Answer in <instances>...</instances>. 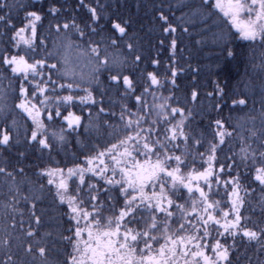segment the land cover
Returning a JSON list of instances; mask_svg holds the SVG:
<instances>
[{
	"label": "snow or ice",
	"instance_id": "snow-or-ice-1",
	"mask_svg": "<svg viewBox=\"0 0 264 264\" xmlns=\"http://www.w3.org/2000/svg\"><path fill=\"white\" fill-rule=\"evenodd\" d=\"M78 5L87 10V21L78 22L75 16L59 19L62 9L55 4L42 13L35 5L30 7L19 0H0V39L5 44L0 49V68L7 73L0 77V84L8 80L2 92L5 102L0 104V147L6 150L23 138L41 155L45 150L51 153L52 141L65 142L63 127L59 132L49 129V124L63 115L61 107L67 111L77 100L80 105H97L93 93L80 87L83 77L77 78L69 71L66 56L58 68L60 48L65 52L78 50L94 65L91 80H97L101 72L108 73L110 85L118 91L123 89L121 99L130 101L119 105V113L105 112L103 99L99 101L97 111L105 118L104 127L111 129L110 139L103 150L85 156L87 166L77 164L66 172L63 168L42 167L37 173L41 180L47 178V184L55 186L54 199L64 209L62 216L53 217L50 222L57 229L63 222L69 226L55 234L41 233L44 224L35 212L44 193L41 183L40 195L24 197L32 208L28 229L24 231L31 243L24 252L32 259L19 264H242V259L252 264L246 251L239 252L237 240L246 239L249 245L254 242L257 251L264 253V111L259 129L255 128V117L249 118L253 127L247 129L239 123L226 127L224 119L213 117L208 124L213 129L210 140L195 133L190 135L186 128L192 110L175 96L176 79L183 71L174 59L177 39L172 38L169 45L172 55L165 77L161 79L158 71L161 61L151 59L154 70L145 68L144 83L140 84L131 73L118 70L129 58L136 68L145 60L130 40L125 56L115 57L109 52V48H117L128 37L131 22L113 17L106 20L101 15L105 5L99 0H78ZM200 7L218 9L230 18L241 39L259 41L264 49V0H215L214 5L212 0H201ZM20 11L24 15L17 22L15 16ZM46 16L55 19V23H49L47 35L41 31ZM158 19L166 36L177 31L162 7L158 8ZM188 31V27H183L184 33ZM53 34L56 39H52ZM159 46L164 47L163 39ZM225 52L234 56L231 49L225 48ZM259 67L264 70V60ZM65 91L70 94L61 96ZM81 91L85 94L79 95ZM157 92L161 94L157 96ZM10 96L14 101L11 105ZM207 96L216 99L212 106L216 112H221L228 100L233 106H247L246 97H230L219 84ZM199 98L198 91H191V101ZM111 106L117 107L115 103ZM17 109L26 116V122L31 121L26 127L22 128L15 118L9 122V114ZM83 119L87 117L73 112L63 115L72 130L82 127ZM234 138L239 140V151L229 148L232 154L225 155L221 162L220 153ZM189 156L193 165L197 156L201 163L185 175L182 169L188 167ZM23 158L24 153H19L18 162ZM24 171L23 167L8 171L0 166L5 182L11 181L9 191L16 195L21 191L20 183H31L15 180ZM69 181L75 185L71 193ZM257 189L260 195L253 206L251 199ZM217 196L220 198H214ZM13 199L19 204L15 196ZM245 205L252 214L258 206L261 219L253 222L251 215L246 216L242 211ZM4 207L16 210L13 204ZM24 223L22 219L21 230ZM65 241L71 246L66 254L57 247ZM0 249L6 257L0 264H17L8 238L0 240ZM259 264H264V260Z\"/></svg>",
	"mask_w": 264,
	"mask_h": 264
},
{
	"label": "trees",
	"instance_id": "trees-1",
	"mask_svg": "<svg viewBox=\"0 0 264 264\" xmlns=\"http://www.w3.org/2000/svg\"><path fill=\"white\" fill-rule=\"evenodd\" d=\"M20 3L25 5H35L40 8L42 13L46 12L48 7L55 4L62 9V15L59 19L70 18L75 16L77 21H87L88 13L84 8H80L78 0H19ZM100 3L105 5L101 11V15L107 20L109 17L119 18L131 22V29L129 30L128 37L119 42L117 48H109L112 56L123 57L126 55V43L130 42L138 50V53L145 57V60L139 65V68L133 66L131 59L119 71L123 74L131 73L134 80L140 84L144 83L142 73L146 68L147 71H153L154 67L150 64L151 59H159L161 65L158 71L161 74V79L165 77L166 66L170 63L169 57L172 55V50L169 45L172 38L177 39L176 56L174 57L177 62L179 71L176 79V98L185 107L192 110L191 122L188 124L186 131L191 135H201L205 140H210L212 137L213 129L208 128L211 118H222L229 125L241 124L245 129L252 128L253 123L249 119L255 117V128L260 127V114L264 111L262 108V101H264V70L259 65L264 60L261 56V49L259 41L251 42L240 38L237 29L233 27L229 17L224 16L216 8H202L200 7L201 0H99ZM95 3V0H93ZM214 5V1L212 0ZM162 7L165 14L169 16L170 22L177 31L171 36H166L161 29V22L158 19V8ZM24 12L20 11L15 16L17 22L23 17ZM106 20L102 23H106ZM55 23V19L51 16H46L44 26L41 31L46 35L48 34L49 23ZM183 27H188V33L183 32ZM63 35V34H61ZM105 35H108L105 31ZM52 39H56L53 34ZM99 39V37H95ZM164 40V47L159 46L160 40ZM199 41V43H198ZM58 42V41H57ZM5 47L2 39H0V49ZM49 48H52V42L49 41ZM225 48L231 49L234 56L229 57L225 52ZM79 53L78 50L70 49L67 52L60 48L57 52V57L60 60L58 68L62 67L65 56L67 57V67L70 72H74L77 78L83 77L80 87L88 89L93 93L97 100L95 107L87 105H80L76 101L75 106H68L67 111L61 107L63 115L68 112H73L76 115L87 117L82 120V127L72 130L67 127V122L63 120V115L55 122L49 124V129L57 132L63 127L65 130V142L59 143L52 141V150L49 153L47 150L41 155L40 150L35 146H30L25 143L21 138L19 143L13 142V145L4 149L0 147V166H5L8 171H14L18 167L24 168V175H16L15 180L19 183L22 181H31L20 183L21 191L18 195L9 191V180L5 182V177L0 174V240L8 238L11 241L12 252L14 253L13 259L17 264L21 260H31L32 255H26L24 248H26L31 241L25 237L24 231L28 229V222L30 213L32 211L31 202H25V196L40 195V184L44 185V193L41 201L37 203L35 212L42 217L44 226L40 229L41 233L53 232L54 234L66 229L69 225L66 222L62 223V227L57 229L54 223H51L53 217L63 215V208L55 201V186L47 184V178L40 179L37 173L42 167L47 168H63L65 172L68 168L74 167L77 164H84L85 156L94 155V150H103V147L110 139L109 133L111 129L104 127L105 118L103 115L98 114L99 101L103 99L105 112L114 111L119 113V105L129 103L130 101L122 100L121 95L123 89H118L110 85L109 74L101 72L97 80H91V73L93 71V64L82 66L80 61H74V53ZM159 53V55H158ZM82 57V55L80 54ZM85 57V56H84ZM111 59V57H110ZM80 64L81 66H78ZM76 68L75 71H71ZM197 70V71H193ZM7 75L3 68H0V77ZM168 79H171L169 76ZM67 82V81H62ZM219 84L221 88L228 93V96L235 99L247 98V106H233L231 100L224 106L221 112L213 110V104L216 99L208 97L207 93L214 92L216 85ZM8 80H4L0 84V104L4 103L2 92L7 88ZM169 85V89H171ZM18 89V84H17ZM196 90L199 93L198 101H191V91ZM68 92H61L60 95H68ZM83 91L79 95H84ZM161 93L157 92L159 96ZM164 95H168L167 92ZM148 103L152 102L151 96L147 98ZM8 103H14L11 96ZM115 103L117 107H112ZM235 108V111L231 109ZM91 112V116H89ZM15 118L19 125L26 127L31 121L27 120L26 116L17 109L15 112L9 114V122ZM3 124V119L0 118V125ZM207 129V131H206ZM231 130V128H229ZM247 136V131L244 132ZM255 147V145H253ZM238 152L240 143L238 139L229 140L228 144L224 146L223 152L220 153L219 159L221 162L224 160L225 155H231L232 152ZM24 153V158L18 162V154ZM195 154V149H192ZM179 154V153H176ZM187 159V168L182 171L187 174L193 167L199 168L200 160L196 157V164L193 165L192 157ZM5 161L8 163L5 165ZM243 171V169H241ZM90 175V174H89ZM77 180V178H73ZM78 183V180H77ZM75 187L72 181H69V191ZM215 187V186H214ZM111 195L115 197L116 193L112 192ZM259 189L251 199L253 206L259 199ZM19 200V204L15 203L13 199ZM220 196H223L221 190ZM220 196L214 197L219 199ZM5 204H13L15 211L11 208L6 209ZM66 207V206H65ZM246 216L251 215L252 221L255 222L261 219L260 208L255 207V214H252L249 206L245 205L243 209ZM23 213V216L20 215ZM109 215V213H105ZM24 220L23 230L20 227V221ZM18 238V239H17ZM231 243V240L229 241ZM19 245V247H17ZM59 250L63 253L71 251V246L65 241L57 245ZM237 247L239 252L243 254L245 251L251 257L252 264H259V261L264 260V253L257 251V246L254 242L249 245L247 240H237ZM37 260L40 259L36 253ZM6 258L4 251L0 249V260ZM62 258V257H61ZM242 264L246 261L242 259Z\"/></svg>",
	"mask_w": 264,
	"mask_h": 264
},
{
	"label": "rangeland",
	"instance_id": "rangeland-1",
	"mask_svg": "<svg viewBox=\"0 0 264 264\" xmlns=\"http://www.w3.org/2000/svg\"><path fill=\"white\" fill-rule=\"evenodd\" d=\"M213 1H214V4H215V0H213ZM225 2H226V0H225ZM72 57H73L74 61H80V63H81L82 66H85L86 67V66H88V64H90L88 62V58L87 57H84V56L81 57L79 53H76L75 52ZM81 65L80 64H77V68H79L78 66H81ZM75 70H76V68H72L71 69V71H75Z\"/></svg>",
	"mask_w": 264,
	"mask_h": 264
}]
</instances>
